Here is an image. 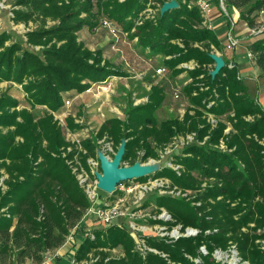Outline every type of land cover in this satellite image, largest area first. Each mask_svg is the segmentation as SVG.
<instances>
[{"label":"trees","instance_id":"obj_1","mask_svg":"<svg viewBox=\"0 0 264 264\" xmlns=\"http://www.w3.org/2000/svg\"><path fill=\"white\" fill-rule=\"evenodd\" d=\"M169 1L17 0L19 6L55 25L27 33L26 41L9 47V35L0 37V83L21 85L31 106V110L18 109L19 101L12 95L0 96L1 264L41 263L48 251L64 244L74 228L82 227L90 207L68 164L78 153L76 144L65 140L51 113L41 116L33 110L43 106L58 113L92 84L123 76L103 58L102 51H92L79 41L78 33L85 27L94 29L99 15L136 39L147 58L160 59L158 69L164 75L185 74L182 94L189 106L181 119L158 120L156 112L166 93L154 86L148 103L131 109L125 119H106L98 139L106 136L115 151L127 140L122 162L133 165L157 158L158 151L175 137L195 133V142L177 156L181 175L165 168L153 178H167L193 193L192 204L170 196H161L155 203L157 209L172 214L174 225L199 233L171 243L147 237L146 244L166 257L154 253L142 257L124 228L109 226L94 231L95 240H87L80 257L93 248L120 247L124 257L107 264H228L217 255L235 246L242 262L264 264V109L235 64L224 58L226 67L220 74L214 78L210 74L215 67L210 54L223 46L200 9L188 0H177L178 8L162 13ZM224 1L240 10L241 19L252 29L264 15V0ZM16 14L24 21L32 15ZM249 51L264 77V36L254 40ZM191 63L196 67H184ZM67 125L74 128L71 119ZM80 143L87 153L80 152L78 158L90 171L87 160L98 161V149L88 140ZM201 247L208 253L202 254ZM106 257L102 253L101 263Z\"/></svg>","mask_w":264,"mask_h":264},{"label":"rangeland","instance_id":"obj_2","mask_svg":"<svg viewBox=\"0 0 264 264\" xmlns=\"http://www.w3.org/2000/svg\"><path fill=\"white\" fill-rule=\"evenodd\" d=\"M188 1L191 5H195V0ZM219 1L220 0H217V4L220 7L219 9L222 10ZM255 1L256 0H253V2ZM157 5L159 6V4ZM223 5L225 9L229 11L228 5L225 2ZM19 11L32 14L29 9L19 6L17 0H0V37L5 34L9 35V40L6 42V47H9L12 43L17 41H26L27 33L39 30H47L55 25V22L51 21L50 19H42V17L36 14L29 16L27 21L18 20L16 12ZM96 11L97 8L95 7L94 12ZM234 11L236 15L234 22H237L239 25L236 28L233 25L231 29L227 27L226 29L217 31L216 35L218 36V39L224 48H226L227 45L231 43V37L232 39L238 41V45L236 47L231 50L226 49L225 53L227 58L243 54L242 50L244 51L245 57H249V45L254 40H258L264 36V20H259L256 23L254 30L251 31L252 28L248 26L246 21L242 20L244 23L239 21V19H241V11L238 9H234ZM96 18L97 19H95V21L97 26L94 29L85 27L83 30H81L78 33L79 41L83 42L85 47L92 51H102L103 58L109 62L111 66L121 71L123 76L111 77L102 85L92 84L91 87L85 91V93H81L82 95L78 94L72 100L67 101L62 110L58 113H52L43 106H38L33 111L35 113H40L39 115L41 116L51 113L54 116L55 122H57L59 127L62 128L63 136L67 142L77 144L75 141L81 142L82 140H88L95 144L98 151H103L105 148L102 149L98 147L103 143V141H98V133L103 122L108 118L125 119L126 113H128L131 109L148 103V94L151 92L152 87L159 86L163 88L166 93L165 102L156 112L159 121L166 120L171 117L181 119L184 116L189 104L185 96L182 94L185 74H182L177 78L168 77L164 74L158 75L156 70L160 65V59L157 57L147 58L145 54L142 53L140 47H138L136 39H132L121 30H118L119 34L113 35L110 29L105 26L101 15ZM34 49L39 51L42 49V47H35ZM189 66L191 67L192 65ZM241 74L243 80H245L244 82L247 85L250 94L255 98L256 101L262 100L264 98V77L262 76L260 68L257 65L255 66L251 64L248 71H242ZM4 93H9L15 99H17V101H19L18 109L31 110V106L27 102L26 93L24 92L21 85L12 82H2L0 83V96ZM99 109H101V112H99ZM68 119L73 121L74 128H71L67 125ZM17 140L21 141L22 139L18 138ZM183 149L184 148L181 147L178 150V155L182 154ZM112 152L113 151H109L108 153ZM116 152L117 151H115V153ZM140 154H143L142 151ZM172 155L173 154L168 155L160 164H149L150 159L145 163H142L141 161L138 162H141L145 165H157L158 172H160L161 170L168 168V164L170 162L174 161L173 163H175L176 158ZM98 164L99 166H96L94 170L101 173L99 160ZM159 169L161 170L159 171ZM155 173H157V171L144 177L148 179L145 182H140L137 180L128 182L129 184H148L151 181L154 182L153 180L156 179L153 178ZM4 178H6V176H4ZM2 181L3 179L1 182ZM100 195L102 199L108 203H113L117 196H121L122 194L116 190L114 194H108L101 191ZM188 195L189 199L182 198V195L172 198L177 200L184 199L188 203L192 204V194ZM161 196L163 195L155 189L146 192L142 201V206L138 208L132 203V201H134V196L129 195L127 197L128 201L130 202L131 211H135L141 215L136 216L141 217L137 218L138 220H136L138 224H144L147 225V227L153 228L154 225L149 222V217L156 213L158 207L155 201ZM94 219L95 218H92L91 222ZM125 220L122 222L126 227L128 223L124 222ZM94 222L96 223V225H94L96 230L101 231L106 228L105 226L101 225L98 219H95ZM139 234H142V232L138 233V235ZM97 249L99 248H93V251L96 254L98 252ZM111 250L112 251H110L109 248H106V251L110 253L113 258L118 257L120 253L123 252L120 247L112 248ZM65 251L66 249L63 250V252ZM70 252L72 251L70 250ZM62 254L64 255V253ZM71 256L72 254L66 251V257L62 259V262H58L57 264H69V258Z\"/></svg>","mask_w":264,"mask_h":264},{"label":"built area","instance_id":"obj_3","mask_svg":"<svg viewBox=\"0 0 264 264\" xmlns=\"http://www.w3.org/2000/svg\"><path fill=\"white\" fill-rule=\"evenodd\" d=\"M219 2L221 4L223 13L228 18L232 19L230 13L225 9L223 5L225 1L220 0ZM195 6H197L200 9L202 15L206 18V16L208 15L211 9L212 4L207 0H195ZM261 20H264V15L260 17V21ZM104 24L106 27L110 29L113 35L119 34L118 29L115 28L111 23L104 21ZM207 24L208 23L206 21V25ZM252 30H254V28L251 29V31ZM230 39H231V43L226 47V49L228 50H231L238 45L237 40L232 39V37ZM189 65L192 66L190 67ZM184 67L188 69H193L196 67V64L195 63L185 64ZM156 73L158 75L163 74V69H157ZM99 112H101V109H99ZM195 140H196L195 133L180 135L175 137L170 144L166 145L165 147L161 148L158 151L157 158L150 159L149 164L152 163L160 164L168 155L173 154L172 156L176 158L175 163H173L174 161L170 162L168 164L169 166L168 168L176 171L178 175H181L182 166L177 163V156H180L178 155L179 152L178 150L181 147L184 148L194 143ZM205 140H207V138ZM98 141H103V143L100 144V148L102 149L105 148L103 152L108 157V159L111 160L115 155L113 142L109 141L106 136ZM75 142L77 143L76 149L78 150V153L76 154L74 160L69 161L68 164L71 166L79 185L84 190L90 202V207L86 211L81 222L87 220L91 222V219L95 218L98 219L101 225L105 227L120 226L124 228L135 239V244H136L135 250L138 251V253L142 257H145L147 253H154L166 257L165 254H162L157 249L151 248L146 244L145 238L147 237L162 238L167 243H171L173 240H176L180 237L191 238L198 235L199 231L192 227L184 228L180 224L174 225L175 219L173 218L172 214L164 208L157 209L156 213L149 217L150 218L149 222L152 223V225H154L153 228L147 227V225L144 224H138L136 220H138L137 218H141V217H136V216H141V215L135 211L134 212L131 211L130 202L127 199L129 195H133L134 201H132V203L136 205V207L138 208L142 206V201L145 193L153 189L158 190V192H160L163 196L168 195L170 197H175L182 195L183 196L182 198H187V199H189L188 194H193L191 191H187V190L185 191L178 188L177 186H174L172 182L167 178H156L153 180L154 182L151 181L148 184H143V183L129 184L130 181L122 182L117 186V191L122 195L117 196V198L113 203H108L107 201L102 199L100 195L101 190L98 188L97 185L98 181L95 175L96 171L94 169L96 166L97 167L99 166L98 161L89 158L87 160V165L90 167V171H88L84 166V164L82 163V161L78 158V154L80 152L84 154H86L87 152L79 141H75ZM203 143L204 142H202L201 145ZM222 148L224 147L222 146ZM71 150H72L71 148L68 149L69 152ZM109 151L110 152L113 151V152L108 153ZM160 170L161 169H159V171ZM135 180L138 181V179ZM131 182H133V180H131ZM94 220H92V222H94ZM123 220H125L124 222L128 223L126 227L123 225L122 222ZM95 230L96 228H93L91 230H85L82 229L81 226L74 228L71 231V233L67 236L64 244L54 251H48L44 256L43 261L39 264H57L66 257V251L72 254V256L69 258V264H107L110 260H117L124 257V253L122 252L118 257L113 258L112 255L106 251V248L97 249L98 251L97 254L92 249L84 257H80L79 254L80 250L82 249V246L87 242V240L89 241L95 240V233H94ZM140 232H142V234L138 235V233ZM64 249H66L65 252H63ZM111 249L112 248H109L110 251H112ZM70 250L72 252H70ZM200 251L202 254L208 253L205 247H201ZM62 253H64V255ZM102 253H107V257L104 259L103 263H101ZM217 258L219 259L224 258L228 262V264H248L247 262L241 261V258L239 257L238 251L236 250L235 246H231L226 253L220 252L217 255ZM29 264H37V263H29Z\"/></svg>","mask_w":264,"mask_h":264},{"label":"water","instance_id":"obj_4","mask_svg":"<svg viewBox=\"0 0 264 264\" xmlns=\"http://www.w3.org/2000/svg\"><path fill=\"white\" fill-rule=\"evenodd\" d=\"M178 7V2L176 0H171L163 4L161 12L166 13ZM210 56L215 63V67L210 73L214 78L226 67V62L224 58L218 53H211ZM125 151L126 140L122 141L118 151L111 160L108 159L103 151H98V160L100 162L101 173L96 172L95 175L98 181V188L101 191L108 194H114L117 190V186L120 183L144 178L149 174L158 171L157 165H144L141 162H136L130 166L124 165L122 159Z\"/></svg>","mask_w":264,"mask_h":264},{"label":"crops","instance_id":"obj_5","mask_svg":"<svg viewBox=\"0 0 264 264\" xmlns=\"http://www.w3.org/2000/svg\"><path fill=\"white\" fill-rule=\"evenodd\" d=\"M208 1L211 2L212 6H211V9H210L208 15L206 16V21H207L210 29H212L215 33L217 31L226 29L227 27L229 29H231V27L233 25L235 28L239 25L237 22L236 23L234 22L236 19L234 9H236V8L228 5V10H229L228 12L231 13V15H232L231 16L232 19H230L223 13V11L221 9H219L220 7L217 4V0H208ZM239 21H242V19H239ZM241 23H244V22L242 21ZM225 51H226V48L223 47L221 51H216V52L219 53L223 58L227 59L230 63H233L237 66V69L239 71V75H240L242 80H243V78H242L241 72L245 71V70L248 71L251 64L256 66L255 61L251 57L250 51H249V57H245L244 51L242 50L243 54H239L238 56H233V57H229V58H227ZM243 81H245V80H243ZM83 93H85V92H83ZM257 102L264 109V98L260 101H257ZM94 225H95L94 222H90L87 220V221L82 222L81 228L85 229V230H91L94 228Z\"/></svg>","mask_w":264,"mask_h":264}]
</instances>
